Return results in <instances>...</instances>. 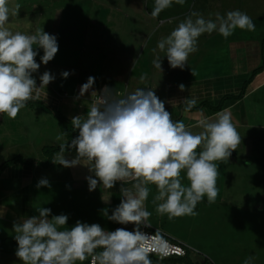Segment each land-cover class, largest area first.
Returning a JSON list of instances; mask_svg holds the SVG:
<instances>
[{
    "label": "clouds",
    "instance_id": "clouds-1",
    "mask_svg": "<svg viewBox=\"0 0 264 264\" xmlns=\"http://www.w3.org/2000/svg\"><path fill=\"white\" fill-rule=\"evenodd\" d=\"M172 3L173 0H154L149 15L157 17ZM175 3L183 4L184 0ZM18 7L10 0H0V114L9 118H15L29 99L36 98L40 88L55 79L46 70L39 75L37 86L33 73L41 64L53 60L59 47L57 36L43 28L24 33L6 27ZM237 28H255L251 17L239 9L223 15L216 13L214 19L193 11L157 41L154 51L164 52L171 68L184 69L202 34L216 32L227 39ZM38 55L39 63L35 59ZM161 59L157 55L153 60L160 70ZM69 74L62 71L60 76L66 79ZM94 82L95 78L89 76L76 98L92 89ZM184 88L179 85L181 91ZM93 93L98 97L87 112L70 118L77 134L69 141L63 139L62 133L57 134L59 151L51 161L65 168L87 167L89 191L98 185L112 189L121 182L119 204L110 215L107 210L103 215L121 225L131 223L133 228L107 230L98 223L79 220L68 226L66 214L51 215L50 208L38 207L36 215L13 223L15 256L21 264H77L86 257H91L92 264H152L149 252L157 248L149 245L162 249L166 241L158 229L154 234L141 230L142 225L151 226V213L145 207L148 185H155L153 203L158 215H167L170 220L195 215L199 202L206 199L213 203L218 195L216 162L228 159L241 142L227 110L216 113L214 119L201 120V130L193 133L182 121L172 119L165 102L152 88L139 87L121 95L106 85L99 92L93 91L91 98ZM183 102L184 110L189 111L197 99L187 96ZM73 150L75 155L67 159L66 153ZM181 172L187 184L182 182ZM36 187H50L49 180L39 179ZM254 261V256H248L243 264Z\"/></svg>",
    "mask_w": 264,
    "mask_h": 264
},
{
    "label": "rangeland",
    "instance_id": "rangeland-1",
    "mask_svg": "<svg viewBox=\"0 0 264 264\" xmlns=\"http://www.w3.org/2000/svg\"><path fill=\"white\" fill-rule=\"evenodd\" d=\"M10 2L19 5L16 14L10 16L6 24L10 30L29 33L43 28L45 32L57 36L59 47L53 60L47 65L41 64L38 71L33 73L36 82H40L39 75L50 71L55 75L50 83H54L57 89L69 90L76 82H86L89 76L94 77V83L99 86L105 82L114 90L122 91L150 88L154 84L163 88L166 86L165 80L189 76L191 68L183 72L180 68H171L167 58L163 57L165 53L154 49L159 39L168 35L178 22L193 11L214 19L216 13L223 15L227 11L239 9L251 17L255 28L253 31L237 28L226 41L237 37L264 38V0H184L183 4L173 0L171 6L155 18L149 15L154 0ZM216 34H202L198 38L196 51L203 54L209 47H214L215 40L224 38ZM42 54V50H39V55ZM39 55L35 58L37 63L40 62ZM157 55L162 58L161 70L153 64ZM191 60L194 62V59ZM224 69L227 67L224 66ZM62 71L70 73L66 79L60 76ZM189 130L197 133L201 128ZM53 131L48 123L46 133L51 134ZM249 131V126L238 129L241 142L229 158L223 160L224 165L230 163L235 166L225 170L224 177H218L217 185L221 187L217 186L215 202L202 200L196 205L195 215L171 220L167 215H158L153 203L156 188L155 185H148L149 196L145 207L151 213L149 229H158L187 246L186 256L160 258L158 255H149L152 264H243L248 256L255 257L254 264H264V129L252 130L253 134ZM6 156L1 154L0 162ZM183 177L181 172L182 182L187 184ZM68 185H71L70 182H64L54 196L35 199V211L43 206L51 209V215L63 213L70 218L75 212L72 217L86 218L84 213L90 206V209L95 208L92 214L96 215L95 223L102 228L132 230L131 223L121 225L104 217L103 212L107 209L98 193L93 203L89 201L87 205L83 203L78 206L76 199L83 201L84 198L70 194L71 186L69 188ZM69 222L68 226L74 224L73 221ZM14 234L13 224L0 221L1 264H21L15 256L17 245Z\"/></svg>",
    "mask_w": 264,
    "mask_h": 264
},
{
    "label": "crops",
    "instance_id": "crops-1",
    "mask_svg": "<svg viewBox=\"0 0 264 264\" xmlns=\"http://www.w3.org/2000/svg\"><path fill=\"white\" fill-rule=\"evenodd\" d=\"M260 40L255 36L237 37L228 41L225 38L215 40L216 44L214 47H209L207 52L204 51L202 54L200 51H196L192 58L188 59L182 72L186 68H191L189 76L185 78L175 76L169 81L165 80L164 89L161 86L157 87V84L150 88L154 90L159 99L165 102V108L172 115V119L182 121L189 129L200 128L201 120L214 119L216 113L227 110L237 131L239 128L247 126L250 128V134H253L252 130L257 128L263 130L264 69L254 76L242 98L227 100L220 111L210 114L207 106L185 111L183 102V98L188 96L189 98L195 97L197 104L207 101L215 105L224 94H237L251 70L260 63ZM191 59H194V62ZM224 66L227 69H224ZM36 84L39 86L40 82H36ZM81 84L83 83L76 82L69 90H65V88L57 89L54 83H49L45 88L39 89L35 99L47 104L70 120L72 116L85 114L87 107L90 106L96 95L93 93L91 98V93L98 92L103 85H107L105 82H102L100 86L94 83L92 89L77 99ZM180 84L185 86L183 91L179 89ZM251 115L252 117H250ZM48 123L54 130L51 134L46 133ZM60 125L54 112L43 104L27 103L15 118L0 114V155H7L5 159L1 160L0 166L15 158L0 171V210L3 212L0 215V221L13 224L20 222L21 217L36 215L35 199L54 196L56 190H61V185L64 182H70L71 188L68 185L71 189L70 194H78L84 198L83 201L76 199L78 206L83 203L87 205L89 201L93 203L96 193L103 199L104 208L110 214L112 208L119 204L121 182H116L112 189H105L103 185H98L96 189L89 191L85 180V176L90 174L87 167L77 165L65 168L51 161L54 153L59 151V149H55L58 147L57 134L62 133L63 139L68 141V137L63 133ZM65 152H67V148ZM74 155L75 151L73 150L66 153V158L71 159ZM216 163L218 165L217 179L225 176V170L235 166L230 163L224 165L223 161ZM41 178H47L50 187L37 188L36 184ZM217 179L216 186H218ZM220 182L222 181L220 180ZM220 187L221 185L218 186V188ZM87 209L89 211L84 213L87 215L86 218L72 217L74 212L68 220L69 223L72 221L75 223L77 220L89 224L95 223L96 215H92L95 208L90 209L89 206ZM71 224L73 225V223ZM142 227L144 226L142 225ZM147 227L149 228V226ZM88 259L89 257H86L82 264H85ZM77 264H81V262H77Z\"/></svg>",
    "mask_w": 264,
    "mask_h": 264
},
{
    "label": "trees",
    "instance_id": "trees-1",
    "mask_svg": "<svg viewBox=\"0 0 264 264\" xmlns=\"http://www.w3.org/2000/svg\"><path fill=\"white\" fill-rule=\"evenodd\" d=\"M260 63L259 65L254 68L253 70H251L248 78L243 82V85L241 87V89H239L240 91L237 93V94H224L220 100L218 101L217 104L213 105L207 101H202L201 103L195 105L191 110L193 109H197V108H200V107H203V106H207L208 108V112L210 114L212 113H215L217 111H220L222 110L223 106L225 105V102L227 100H234V99H239V98H242L244 96V94L246 93V88L248 86V84L251 82V80L254 78V76L259 73L260 71H262L264 69V38H262L260 40ZM27 103H33V104H43L46 108L50 109L51 111L54 112L55 116L57 117L58 121H59V124L63 133L68 137V141L72 139L73 136H75L77 133L74 132L75 129L73 128L70 120L66 119L65 117H63L62 115H60L57 111L53 110L51 107H49L47 104L41 102V101H38L36 99H29L25 104ZM55 149H58L55 148ZM54 149V150H55ZM15 160L14 159H11V161H7L5 163H3L1 166H0V171L6 166L8 165L9 163L13 162ZM205 264V263H204Z\"/></svg>",
    "mask_w": 264,
    "mask_h": 264
},
{
    "label": "built area",
    "instance_id": "built-area-1",
    "mask_svg": "<svg viewBox=\"0 0 264 264\" xmlns=\"http://www.w3.org/2000/svg\"><path fill=\"white\" fill-rule=\"evenodd\" d=\"M106 85H103L99 91ZM98 91V92H99ZM119 94L123 95L124 91L122 90H115ZM98 94L96 93L94 100L97 99ZM142 231L148 234H154L156 230L149 229L147 226H144L142 228ZM161 236L163 237V240L166 241V245L161 249L157 245L152 244L149 245V247L157 248V251L155 252H149V255H158L160 258H166L169 256H186L187 254V246L185 243H183L180 240L174 239L171 236L163 233L162 231H159ZM1 264V263H0ZM85 264H92L91 257H89L88 261Z\"/></svg>",
    "mask_w": 264,
    "mask_h": 264
}]
</instances>
